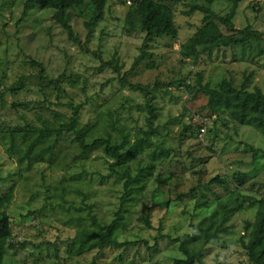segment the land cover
Segmentation results:
<instances>
[{
  "label": "rangeland",
  "instance_id": "374dc122",
  "mask_svg": "<svg viewBox=\"0 0 264 264\" xmlns=\"http://www.w3.org/2000/svg\"><path fill=\"white\" fill-rule=\"evenodd\" d=\"M28 1L0 0V197L13 189L6 208L12 247L1 264H171L180 256L172 240L191 233L209 212L197 204L226 200L234 189L244 197V208L229 220L227 232L200 241L198 248L204 264H251L242 242L248 239L245 223L255 220L257 201L264 197V135L230 117L231 105L239 100L234 95L217 108L220 114L212 113L197 81L201 76L203 85L217 88L227 80L240 89L249 78L247 90L264 92V37L251 50L221 48L187 59L182 46L204 17L190 6L209 5L207 0H157L174 11L179 34L148 42L138 18L127 19L137 0H106L104 16L91 32V0H84L70 12L77 43L54 18V9L28 6ZM233 3L213 0L210 6L225 16ZM232 22L236 29L250 26L264 33V0H239ZM219 27L231 35L226 26ZM142 53L144 60L134 67ZM34 63L44 67L47 79L61 78L59 88L41 79ZM182 82L189 87L177 84ZM129 83L151 92L157 109L152 146L125 163L130 175L154 165L153 175L141 191L131 193V200L122 204L124 167L112 169L115 160L103 146L81 154L72 132L62 134L53 154L42 153L50 143L46 136L30 159L24 157L23 150L39 135L32 131L23 143L25 127L57 129L69 121L71 105L80 107L79 128L87 143L108 138L116 144L127 138L128 146L143 137L148 93L132 90ZM201 123L205 137L199 136ZM237 173H247L238 188ZM216 177L224 184H211ZM209 183L211 191L205 188ZM121 210L124 220L116 236L130 245L81 256L68 252L77 231L92 227V217L110 223Z\"/></svg>",
  "mask_w": 264,
  "mask_h": 264
},
{
  "label": "trees",
  "instance_id": "16d2710c",
  "mask_svg": "<svg viewBox=\"0 0 264 264\" xmlns=\"http://www.w3.org/2000/svg\"><path fill=\"white\" fill-rule=\"evenodd\" d=\"M207 1L209 5L193 4L190 6L191 12L199 10L204 14V17L203 24L182 46L181 52L184 58L196 60L203 53H212L221 48L229 47H242L243 50L247 48L251 50L254 42L257 43L264 37V33L250 26L242 30L234 27L232 19L236 13L239 0H234L233 6L225 16H218L213 11L210 6L213 0ZM29 4H37L43 8L50 7L54 9V18L68 31L69 37L73 41L80 43L77 37L74 36L73 29L70 25V12L74 7L83 5L84 0H29L28 6ZM90 4V16L87 27L91 32L92 28L102 20L107 3L106 0H91ZM134 16L138 18L142 32L146 33L145 40L147 42L153 38L164 36L176 38L179 34L178 27L175 23L174 11L168 5L160 1H135L127 14V19L130 20ZM218 23L226 26L228 31L231 32V35L224 34ZM144 56V53H142L137 57L133 66H138L144 60ZM36 65L39 67L40 78L45 79L49 85L59 88L61 78L57 80L47 79L44 67L41 64ZM248 82L249 78L242 83L240 89H236L231 82L223 80L217 88H212L208 84L203 85L202 78L199 76L197 90L208 97L209 101L207 108L216 115L220 114L217 108L224 105L229 95H234L239 98V100L230 107V117L239 125L250 126L264 135V92L258 88L253 91L247 90ZM173 84L174 83H171L167 86H172ZM177 84L189 87L186 82ZM129 86L132 90L140 89L146 91L145 88L131 83H129ZM157 87L158 89L163 88V86L159 87V85H157ZM15 90H20V88L17 87ZM146 94L148 95L146 100V107L149 114V118L147 119L148 129L142 131L144 136L138 138L133 144L127 146L126 144L129 143L127 138L123 140L122 143L116 144L110 142L108 138H98L93 140L91 144L87 143L83 131L79 128L80 107L71 105L73 111L69 121L62 123L57 129L48 127L37 129L30 125H27L24 130L22 129L21 141L23 143L26 142L27 136L30 135L32 131L39 132V135L29 142L28 148L23 150L24 157L30 159L29 154L41 140L46 138V136H50V143L42 150V153L53 154L54 150L59 146L64 132H72L74 134V141L77 143L83 155L103 146L107 156L115 160V163L110 167L112 169L118 165L124 167V175L127 177L124 184V196L122 198V204H124L126 201L131 200V193L135 194V192L141 191L145 187V179L153 175V164L141 168L139 173L135 175L129 174V167L125 164L132 160L134 156L144 148L152 146L151 136L155 134L153 121L156 119L157 109L153 104L155 97L151 95V92L146 91ZM204 124L205 123H201L200 128L205 127L206 129ZM49 132L55 133L52 135L49 134ZM12 149L13 147H10L9 152H11ZM41 157L43 158V155ZM246 175L247 173H237L233 175V180H235L237 188L238 185L245 183ZM210 182L211 184H224L223 179L220 177L213 178ZM205 188L211 191L210 183ZM12 192L13 189L3 197H0V264L6 249L9 246L12 247L11 242H9L12 238V229L10 227L9 216L6 212L7 205L10 203L13 196ZM192 192L196 194L194 189H192ZM238 192L240 193L238 189H234L228 199L223 200L219 198L214 204H212V201L209 203L206 199L197 204V208L205 207V210L209 212L197 225L192 227L191 233H186L172 240L173 243L177 245L180 256L174 258L171 264H204L203 250L198 248V243L203 241V244H205L212 240H216L220 238L222 233L228 231L229 227L227 224L229 220L244 208L241 202L244 197ZM256 213L255 220L252 223H245V231L248 232V239L246 242H242V246L251 264H264V197L257 201ZM123 220L124 212L122 210L116 213L110 223L101 224L92 217V227H82L77 231L75 237L71 239L67 245L69 249L68 252H72L75 256H81L97 248L104 249L106 247H123L130 245V242L118 241L116 236Z\"/></svg>",
  "mask_w": 264,
  "mask_h": 264
},
{
  "label": "built area",
  "instance_id": "2783aa9c",
  "mask_svg": "<svg viewBox=\"0 0 264 264\" xmlns=\"http://www.w3.org/2000/svg\"><path fill=\"white\" fill-rule=\"evenodd\" d=\"M129 3H130V2H129ZM205 132H206L205 127L200 128V130H199V136H200V137H203V136L205 135Z\"/></svg>",
  "mask_w": 264,
  "mask_h": 264
}]
</instances>
